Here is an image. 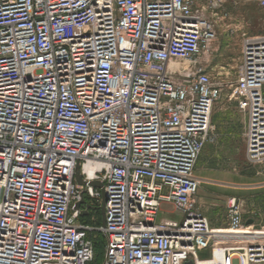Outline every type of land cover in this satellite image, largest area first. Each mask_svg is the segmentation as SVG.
Here are the masks:
<instances>
[{
  "label": "built area",
  "instance_id": "1",
  "mask_svg": "<svg viewBox=\"0 0 264 264\" xmlns=\"http://www.w3.org/2000/svg\"><path fill=\"white\" fill-rule=\"evenodd\" d=\"M241 1L264 23V0H0V264H264V229L237 197L212 227L196 174L226 89L264 164V28L234 81L205 63Z\"/></svg>",
  "mask_w": 264,
  "mask_h": 264
},
{
  "label": "rangeland",
  "instance_id": "2",
  "mask_svg": "<svg viewBox=\"0 0 264 264\" xmlns=\"http://www.w3.org/2000/svg\"><path fill=\"white\" fill-rule=\"evenodd\" d=\"M234 25L223 23L218 37L205 60L221 80L234 81L242 61V31L260 34L264 28L263 10L255 2L241 1L232 7ZM236 21V22H235ZM242 25L244 27H242ZM227 89L214 105L213 136L199 157L196 174L202 178L199 197L202 212L214 227H228L227 200L237 197L243 205L245 224L264 229V164L251 165L245 157L244 131L246 116L229 99ZM167 204L163 208H168ZM163 214H161V217ZM178 213L171 215L179 218Z\"/></svg>",
  "mask_w": 264,
  "mask_h": 264
},
{
  "label": "bare ground",
  "instance_id": "3",
  "mask_svg": "<svg viewBox=\"0 0 264 264\" xmlns=\"http://www.w3.org/2000/svg\"><path fill=\"white\" fill-rule=\"evenodd\" d=\"M223 232L230 233V234H250V233H252V232H249L247 230L237 231V230H233V229L223 230ZM254 233L264 234V230L263 231H255Z\"/></svg>",
  "mask_w": 264,
  "mask_h": 264
},
{
  "label": "water",
  "instance_id": "4",
  "mask_svg": "<svg viewBox=\"0 0 264 264\" xmlns=\"http://www.w3.org/2000/svg\"><path fill=\"white\" fill-rule=\"evenodd\" d=\"M76 176H77L79 182H82L81 179H80V176H79V172H78V170H77ZM92 184L95 185V186H99V187L101 186V184L98 183V182H96V181H95V182H92ZM78 205H79V204H77V207H78ZM250 223H251V221H248V222H247V224H250Z\"/></svg>",
  "mask_w": 264,
  "mask_h": 264
},
{
  "label": "trees",
  "instance_id": "5",
  "mask_svg": "<svg viewBox=\"0 0 264 264\" xmlns=\"http://www.w3.org/2000/svg\"><path fill=\"white\" fill-rule=\"evenodd\" d=\"M102 250V241L98 243V251L100 252Z\"/></svg>",
  "mask_w": 264,
  "mask_h": 264
},
{
  "label": "crops",
  "instance_id": "6",
  "mask_svg": "<svg viewBox=\"0 0 264 264\" xmlns=\"http://www.w3.org/2000/svg\"><path fill=\"white\" fill-rule=\"evenodd\" d=\"M202 178H205V177H202ZM212 225V224H211ZM212 227H214V226H212ZM214 228H220V227H214Z\"/></svg>",
  "mask_w": 264,
  "mask_h": 264
}]
</instances>
